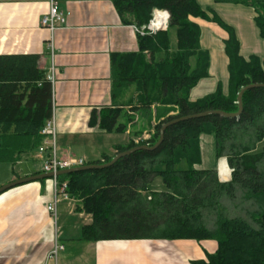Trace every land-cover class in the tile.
<instances>
[{
	"label": "trees",
	"instance_id": "obj_1",
	"mask_svg": "<svg viewBox=\"0 0 264 264\" xmlns=\"http://www.w3.org/2000/svg\"><path fill=\"white\" fill-rule=\"evenodd\" d=\"M125 25L141 28L155 9L168 13L166 32L138 35L139 50L112 56L114 106L93 111L90 126L122 133L118 124L125 107L141 112L151 127L150 140H131L116 146L113 156L88 165H102L123 152L152 147L161 128L174 120L208 111L235 114L238 94L250 85H264V57L241 55L236 31L199 0H111ZM218 5L253 9L255 25L264 40V2L212 0ZM193 19L215 24L226 34L228 92L216 91L191 102V91L209 77L210 55L201 49V28ZM174 38V40H173ZM38 56H0V164L35 162L53 117V87ZM136 98L120 100L129 92ZM177 111V112H176ZM175 113L169 116L170 113ZM161 118H163L161 120ZM148 121V123H147ZM128 122H133L128 117ZM139 134V133H136ZM213 135L218 159L225 158L231 180L221 182L214 170H201V135ZM264 88L247 91L239 118L210 116L181 122L165 131L153 152L136 151L106 169L61 176L67 194L80 201L77 213L90 215L82 228L87 242L116 240L214 241L217 250L196 264H264ZM182 163L186 169H179ZM160 179L165 190L152 189Z\"/></svg>",
	"mask_w": 264,
	"mask_h": 264
},
{
	"label": "crops",
	"instance_id": "obj_2",
	"mask_svg": "<svg viewBox=\"0 0 264 264\" xmlns=\"http://www.w3.org/2000/svg\"><path fill=\"white\" fill-rule=\"evenodd\" d=\"M52 2L67 17L64 25L50 32L41 22ZM199 4L205 10H214L233 27L240 42L237 27L222 15L217 8L220 5L206 0H199ZM233 11H249L247 17L255 25L253 9ZM193 21L201 28L200 45L210 55V69L209 77L201 80L191 91V102L214 93L219 85L227 94L229 80L228 59L224 51L227 34L215 24L199 19ZM134 27L123 24L111 0H0V56H38L40 68L47 74L54 69V81L51 82L53 117L60 157L72 153L85 159L88 165L103 160L105 156H113L116 146L136 141V133L147 132L142 113L131 111V107H125L118 119L119 125H126L122 133H106L98 126H90L93 111L100 112L104 107L114 106L112 56L139 50ZM255 28L256 35L260 37L256 25ZM51 40L52 48L49 47ZM241 55L244 58L264 57L244 55L242 45ZM124 96L120 100L136 98L133 91ZM155 111L153 108L151 127L158 123ZM173 114L171 112L169 116ZM128 117L133 122H128ZM116 134L125 135V140L114 137ZM202 157L201 147L200 166ZM36 158L35 162L17 164L14 173L11 164H0L3 167L0 175L5 170L0 188L43 174V159L38 155ZM216 161L228 166L225 158ZM196 168L216 171L221 182L231 180V170L229 174L225 170L221 175L219 169H202L199 165ZM53 199L52 178L19 185L0 194V264H196L217 250L214 241L144 239L87 242L82 239V228L91 224V216L77 213L69 202L64 201L58 205L55 224L47 210ZM59 210L68 228L58 226ZM55 240L63 250L57 257L49 258ZM79 248L83 251L77 254Z\"/></svg>",
	"mask_w": 264,
	"mask_h": 264
},
{
	"label": "built area",
	"instance_id": "obj_3",
	"mask_svg": "<svg viewBox=\"0 0 264 264\" xmlns=\"http://www.w3.org/2000/svg\"><path fill=\"white\" fill-rule=\"evenodd\" d=\"M67 15L60 11L58 5L54 2L51 3L48 14L42 19V26L47 28L50 32L60 25L66 23ZM169 16L165 15L163 11L154 10L151 24L149 26H143L141 28L134 27V31L137 35L145 36L147 34H156L160 31H164L169 23ZM49 47H53V41L51 40ZM50 82L54 81V69H51L47 75ZM41 134L44 137L43 145L38 151V156L43 159L42 172L43 174H52L53 187H54V199L53 202L48 206L47 210L53 217V221L56 224L57 220V208L62 202L72 201L71 197L67 194V183L59 182L57 173L60 171L75 169L84 167L86 165L85 159L79 158L72 153H67L65 156L60 157L56 148V126L54 117L47 121ZM146 139V138H145ZM63 250L58 246L56 242V248L53 252L54 256L60 250Z\"/></svg>",
	"mask_w": 264,
	"mask_h": 264
},
{
	"label": "rangeland",
	"instance_id": "obj_4",
	"mask_svg": "<svg viewBox=\"0 0 264 264\" xmlns=\"http://www.w3.org/2000/svg\"><path fill=\"white\" fill-rule=\"evenodd\" d=\"M208 2H210L211 4V0H206ZM209 4V5H210ZM207 7V6H206ZM215 8L217 6H214ZM221 13H223L222 15H224L229 23L234 24L237 29H238V34L240 37V42L242 45V51L244 55H264V40H262L260 37H258V35H256V28L253 22H251V20L249 19V17H247L249 11H233V10H249L246 9V7L243 8V6H233V5H220L217 7ZM158 10V9H155ZM159 11H163V10H159ZM217 11V10H216ZM154 12V11H153ZM164 14L167 16L168 13L166 11H163ZM234 12V13H233ZM246 14V15H245ZM254 15V14H253ZM256 15V14H255ZM153 17V15H152ZM169 20V18H168ZM152 19L150 20V22L145 25V26H149L151 24ZM169 27V23L167 28L164 31H160V32H166L168 30ZM148 123V121H147ZM147 125L146 122L143 123V126ZM148 126V125H147ZM147 132L145 133H139L135 135V138L137 142H140L141 140H150L151 137H153L155 135V129L152 127H147L146 128ZM114 137H118L121 140H125L126 136L122 135V134H116L113 135ZM146 138V139H145ZM159 140V139H158ZM156 144V143H155ZM201 147H202V160L203 163L199 168L202 169H219L221 172V175H224L225 170L228 172H230L229 166H226V163H217L216 160H219L216 155H215V139L213 135H201ZM264 147V141L261 142L256 149V152H260L262 150V148ZM3 170V167H0ZM187 168V164L186 163H182L179 166V169H186ZM2 175H0V180L2 179V177H4L5 170L4 172H1ZM59 178V177H58ZM152 189L156 190V191H163L165 190V186L163 185L162 181L160 179H156V181L153 183L152 185ZM54 190V187H53ZM72 199V198H71ZM78 204H80V201L78 200H74L72 199V201H70L69 206L71 208H73L75 210L76 206H78ZM58 226L62 227V228H68V223L65 224V217L62 215L61 210H59L58 212ZM57 239V237H56ZM56 248V240H55V246H52V250L51 253L49 255V258L54 256L53 252L55 251ZM80 251H83L82 249H77L76 253L78 254Z\"/></svg>",
	"mask_w": 264,
	"mask_h": 264
},
{
	"label": "water",
	"instance_id": "obj_5",
	"mask_svg": "<svg viewBox=\"0 0 264 264\" xmlns=\"http://www.w3.org/2000/svg\"><path fill=\"white\" fill-rule=\"evenodd\" d=\"M256 88H264V85H250L247 86L245 88H243L241 90V92L238 94V106H239V110L237 113L235 114H227L221 111H208V112H204L201 114H196V115H192V116H188V117H184L178 120H174L171 121L167 124H165L161 130H160V137L159 140L156 142V144H154L152 147L149 146H140V147H136L133 148L129 151L123 152L121 154L116 155L111 162L107 163V164H102V165H96V164H92V165H86L84 167H80V168H75V169H70V170H65V171H60L59 173L56 174L57 177H61V176H66V175H71L74 173H78V172H86V171H92V170H100V169H106L109 167H112L113 165H115L117 163L118 160H120L123 157H127L133 153H135L136 151H140V150H144V151H149V152H153L156 151L161 144L163 143L164 140V135H165V131L178 123L181 122H185V121H189V120H194V119H202V118H206V117H210V116H221L223 118H229V119H237L241 116L242 112H243V96L244 94L252 89H256ZM53 178L52 174H41V175H37V176H32L29 178H25V179H21L15 182H12L10 184H7L3 187L0 188V194H2L3 192L12 189L14 187H17L19 185H23V184H27V183H31V182H37V181H42L45 179H51Z\"/></svg>",
	"mask_w": 264,
	"mask_h": 264
}]
</instances>
